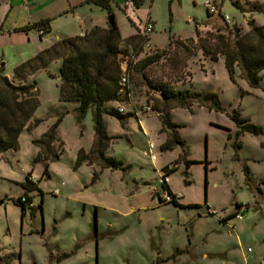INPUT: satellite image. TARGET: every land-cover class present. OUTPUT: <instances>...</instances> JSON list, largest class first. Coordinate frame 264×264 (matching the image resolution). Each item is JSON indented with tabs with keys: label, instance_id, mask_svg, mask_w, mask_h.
Here are the masks:
<instances>
[{
	"label": "rangeland",
	"instance_id": "rangeland-1",
	"mask_svg": "<svg viewBox=\"0 0 264 264\" xmlns=\"http://www.w3.org/2000/svg\"><path fill=\"white\" fill-rule=\"evenodd\" d=\"M202 2L145 0L137 8L130 3L128 17L116 9L115 22L122 34L141 28L149 12L155 20L151 45L159 47L158 52L165 50L141 71L130 68V98L107 104L137 114L123 124L103 114L107 134L112 136L105 154L121 162L118 168L85 161L75 166L78 150L87 152L92 144L93 120L90 109L79 118L76 102L58 100L61 59L29 76L38 89L33 118L40 122L21 131L16 148L0 153V253L10 255L11 264H264V147L260 144L264 132L242 133L237 148L236 126L230 118L238 110L264 126V70L256 86L242 78L232 82L223 59L204 55L195 35L198 30L201 38H207L218 28L227 33L234 25L243 32L248 20L264 25V11L250 5L264 7V0H238L239 7L231 0H218L219 12L212 14ZM35 44H0L3 72L12 76L13 68L31 57ZM141 48L138 55L128 49L131 67L152 51ZM164 83L175 89L215 92L224 109L196 103L190 109H170L171 120L181 124L178 134L185 142V155L179 145L161 148L166 132L160 130L153 108L160 105L157 88ZM145 105L151 111L141 110ZM57 120L52 149L41 152L34 141ZM150 142L155 160L147 151ZM185 159L192 161L187 169ZM245 165L252 169L249 179ZM45 166L48 175L43 173ZM167 166L174 169L162 179ZM94 171L97 176L91 182ZM27 175L37 181V189L27 192L35 209L26 208L22 216L14 199L24 192L21 182ZM162 180L181 206L161 200L166 191ZM235 203L245 208L240 220L228 219L236 211Z\"/></svg>",
	"mask_w": 264,
	"mask_h": 264
},
{
	"label": "trees",
	"instance_id": "trees-1",
	"mask_svg": "<svg viewBox=\"0 0 264 264\" xmlns=\"http://www.w3.org/2000/svg\"><path fill=\"white\" fill-rule=\"evenodd\" d=\"M95 1L108 14L112 13L107 0ZM168 1L170 2L171 0ZM231 1L239 7L238 0ZM132 2L138 7L141 5L142 0H132ZM250 5L253 9L264 11V7L260 4L251 3ZM247 25L248 29L243 32L239 26L234 25L227 33L221 32L218 28L215 32H209L210 36L207 38H201L198 30L195 31V35L200 40V48L204 55L214 60L218 57L223 59L228 78L232 82L236 83L237 78H242L250 86H256L261 79V71L264 70V25H257L253 20H248ZM36 27H42L46 30L44 23H40ZM131 41H134V45L137 43V46H139L134 35L121 38L116 22L113 25L107 24L106 28L94 26L82 35L59 39L29 59L17 64L13 68L11 78L3 74L4 67L1 66L0 153L16 148L21 131L24 129L29 130L40 122V119L33 118V113L39 105L38 89L35 81H29L28 77L45 68L50 61L60 58L58 100L76 102V111L79 118L90 109L93 120L94 134L92 144L87 152L83 149L78 150L75 166H79L85 161L89 164L97 163L101 167L118 168L121 162L105 154V149L112 136L107 134L103 114L116 117L122 124L133 114L132 112L120 113L117 111L116 106L109 107L106 105L108 101H124L118 92L117 84L118 78L122 73L120 58L126 63L131 82V69L141 71L146 65L159 60L165 51L152 50L148 54H143V57L141 56L137 61L133 62L134 64L131 67L132 58H129L127 52ZM176 43L181 44V41L177 39ZM184 47L188 49V46L184 45ZM136 52V55H138L142 53V50L138 48ZM157 89L161 95L160 105L154 107L153 110L157 112L160 120V130L166 132V138L161 148L170 149L179 145L184 149L183 154L185 155L187 153L185 142L178 134V128L181 127V124L171 120L170 109L175 106L190 109L194 103L205 106L208 109L219 111L224 109L215 92L196 91L188 88L175 89L166 83L161 84ZM230 118L236 126L233 144L237 148L241 146L239 136L242 133L248 132L258 135L264 132V126L253 123L246 116H241L238 110H233ZM57 124L58 120L34 141L41 152L51 151ZM228 137H230V134H228ZM184 162L187 169L192 161L185 159ZM206 163L207 161L205 160L204 165ZM173 169L174 166L165 167L161 178L164 179ZM186 169L183 171L185 176L187 175ZM243 171L246 178L249 179L250 172L246 165L243 166ZM43 173L48 175L46 166ZM96 176L97 172L94 171L91 182ZM36 182V180H32L30 175H27L24 181L21 182L24 192L20 196H26L27 200H31L27 192L37 189ZM184 182L188 183L187 180H184ZM204 184L206 185V181ZM161 187L166 188V192L175 197V194L167 187L164 180H162ZM20 196L14 201L21 208V215L23 216L26 208L33 211L35 205L29 207L24 205L20 200ZM170 202L176 206H181L175 199ZM40 205L41 203L37 205V208H40ZM239 207L240 205L235 203V208ZM234 213L230 214L229 217H234ZM62 255L65 256V254ZM11 261L10 255H2L0 253V264H11Z\"/></svg>",
	"mask_w": 264,
	"mask_h": 264
},
{
	"label": "crops",
	"instance_id": "crops-1",
	"mask_svg": "<svg viewBox=\"0 0 264 264\" xmlns=\"http://www.w3.org/2000/svg\"><path fill=\"white\" fill-rule=\"evenodd\" d=\"M107 1L114 14V20H116V9L120 10L123 15L128 17V13L125 12L127 11L129 4L131 3L133 7L137 8L132 0ZM144 1L145 0H142L141 5ZM214 1L216 3L218 2V0ZM107 16V11L98 5L95 0H0V44L6 46L7 44L19 45L24 42L29 44L36 43V47L32 51V57L40 50L49 47L59 39L82 35L94 26L106 28L108 24ZM146 20L152 22L154 29L155 20L151 17L149 12L143 22ZM40 23H44L46 28L42 35H38L36 32V26ZM132 25L134 24L132 23ZM117 26L121 38L131 35L136 36V42L139 43V46H137V43L134 45V41H131L129 43V48H133L135 51H137L138 48L142 50L140 47L139 36L137 34L138 27H134L135 29L132 32L122 34L120 26ZM147 49H160L159 47H152L151 35L149 36ZM3 59L4 54L2 53V56L0 55V60ZM1 64H3L4 67L5 63L1 62ZM3 74L8 78H11L8 74L4 72ZM109 102L111 101L106 102V105L110 104ZM260 144L264 147V140H262ZM246 166L248 167L249 172L252 173L251 167L248 165ZM32 180L35 179L32 178ZM262 180L263 183L261 182V185H264V177H261V181ZM187 204L191 203L187 202ZM238 204L240 205L241 203ZM244 209L245 208L241 204L239 208H236L235 212H240L242 214ZM228 219H230L229 216ZM240 219H242V217Z\"/></svg>",
	"mask_w": 264,
	"mask_h": 264
},
{
	"label": "built area",
	"instance_id": "built-area-1",
	"mask_svg": "<svg viewBox=\"0 0 264 264\" xmlns=\"http://www.w3.org/2000/svg\"><path fill=\"white\" fill-rule=\"evenodd\" d=\"M203 5L205 6L207 13L212 14L215 12H219V7L218 4L214 1V0H203ZM223 19L227 22L229 20V17L224 15ZM153 30V24L151 21L146 20L143 24V26L141 28L138 29V36H139V40H140V45L141 46H145L148 48V44H149V36L151 34ZM45 29L42 27H37L36 28V32L38 35H42L44 33ZM130 73L129 70L126 68V63L124 62L122 64V73L120 74L117 84H118V92L120 93L121 98H130L131 95V82H130ZM117 111H119L120 113H124L126 112L123 108L122 105H117L116 106ZM141 110L143 111H151L150 106L145 105L141 108ZM130 112L133 113V115L137 114V110H130ZM153 144L150 142L148 144V148L147 151L151 157L152 160H155V154L153 152ZM172 199H174V197L172 195H170L169 193H167L166 191H164L161 194V200L162 201H171ZM20 200L24 203V205L26 206H33L32 200H27L26 196H20ZM242 217V214L240 212H235L234 213V218L236 219H240Z\"/></svg>",
	"mask_w": 264,
	"mask_h": 264
},
{
	"label": "water",
	"instance_id": "water-1",
	"mask_svg": "<svg viewBox=\"0 0 264 264\" xmlns=\"http://www.w3.org/2000/svg\"><path fill=\"white\" fill-rule=\"evenodd\" d=\"M107 23L109 25H113L115 23L114 14L113 13L108 14V16H107ZM1 66H3V64H0V67Z\"/></svg>",
	"mask_w": 264,
	"mask_h": 264
}]
</instances>
